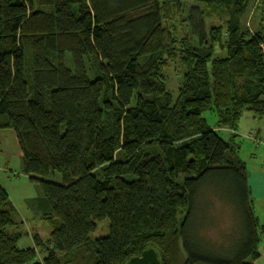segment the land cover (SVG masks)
Segmentation results:
<instances>
[{
	"label": "trees",
	"instance_id": "obj_1",
	"mask_svg": "<svg viewBox=\"0 0 264 264\" xmlns=\"http://www.w3.org/2000/svg\"><path fill=\"white\" fill-rule=\"evenodd\" d=\"M256 2L264 9V0H0V130L15 132L52 228L21 248L27 234L0 186V264L259 259L264 225L246 168L215 130L264 117V25L244 24ZM182 3L203 7L196 23ZM210 10L220 26H207ZM171 64L181 70L176 97ZM52 172L62 184L44 181ZM215 198L238 213L231 234L215 224ZM106 219L108 235L92 240Z\"/></svg>",
	"mask_w": 264,
	"mask_h": 264
},
{
	"label": "rangeland",
	"instance_id": "obj_2",
	"mask_svg": "<svg viewBox=\"0 0 264 264\" xmlns=\"http://www.w3.org/2000/svg\"><path fill=\"white\" fill-rule=\"evenodd\" d=\"M182 6L185 9L184 19L187 20L188 17L191 15L193 21L196 23L198 21L200 11L203 9V7L201 5L192 3H182ZM259 6L260 5L256 2V4H254V6L252 7L250 13L244 20L245 26L253 32L259 30L262 23L264 25V9ZM209 12L211 15H209L210 19L206 21L207 26H220L223 21L218 19L211 10ZM182 28L183 31L186 30L187 32H189L188 25H185ZM166 77L168 80L167 86L169 90L174 93V97H176L177 89L181 81V70L179 69L177 64H171L169 66V68L166 70ZM89 79L91 81L96 79V74L89 72ZM247 116L252 115L250 113H245L240 122L241 125L239 124V127L237 129V132L239 134H243L245 137H236V139L233 141L231 139V135L222 130L219 131V135L225 141L230 142L233 148H236V143L237 146L242 147L241 149L243 152L240 153L239 157H241L243 163L246 161L251 165H260L262 159H264V119L257 118L255 119V121L253 120L252 122H250L249 120H245ZM204 117L206 118L208 124L214 127V125L216 124L215 115L213 113L207 112L204 114ZM249 124L252 129L260 128L263 131V140L260 141L259 138L255 136V134H253L254 132H249ZM251 141L254 144L251 143L252 145H250ZM8 145L10 150L9 155L0 153V185L3 186V188L7 191L10 196L9 198L13 205L14 216H16V220L18 221V223H23L19 226L18 230L28 234L21 240L22 242H20L19 245L23 246L24 243L27 244V241H30L32 243L31 236L34 234H39L43 239H48L52 228L50 226L49 221L46 219V216H44V213L41 210L37 208L36 210H30L26 205V202L28 201L27 199H29L33 203L35 201L37 202L36 198L39 195V187L36 185V183L33 184L32 182H30L29 179H27L26 176L21 173V163L16 154L18 145ZM250 154H255L254 158ZM44 181H48L55 184H62L63 177L57 172H52L48 177L44 178ZM214 201L215 208L219 209V211H213L215 214V224L218 225V228L221 227L223 233L230 232L231 234V232L234 231L236 224L234 218L239 219L238 213L236 211L230 213V208L220 202L218 198H215ZM256 217L262 222H264L263 217L258 215H256ZM7 231L8 233H13V229L11 228H8ZM108 233L109 222L106 219L97 223V229L91 235V239L96 240L102 237H106ZM227 236L228 235L222 237L224 240L223 246L228 245L230 236ZM210 237L211 239H213V236L210 235ZM213 241L219 242L220 238L218 236H215ZM40 256H42V254H40Z\"/></svg>",
	"mask_w": 264,
	"mask_h": 264
},
{
	"label": "crops",
	"instance_id": "obj_3",
	"mask_svg": "<svg viewBox=\"0 0 264 264\" xmlns=\"http://www.w3.org/2000/svg\"><path fill=\"white\" fill-rule=\"evenodd\" d=\"M255 119H257V118H254L253 116H247L245 118V120H249L250 122H252L253 120L255 121ZM259 119H264V117L259 118ZM249 126H250V124H249ZM249 128H250V131H249L250 133L254 132L253 134H255V136H257L260 141L263 140L262 139L263 131L260 128L252 129L251 126ZM215 130H217L218 132L222 130L224 132L229 133L230 135L235 134L236 137H239V138L245 137L243 134H239L237 132L238 130L237 131H231V130H228V129H218V128H215ZM251 143L254 144L251 141L250 145H252ZM8 144H13V146H14V144L18 145V149L16 151V154H17V157H18V159L20 160V163H21V173L24 176H26L24 174V171H23V153H22V151H21V149L19 147L18 140H17L15 132L12 131V130H6V129L5 130H0V153L1 154L9 155L10 150H9V147H8L9 145ZM241 148L242 147L237 146V143H236V148L235 149H236V153L238 155V158L240 160H241V157H239L240 153L243 152ZM250 155L253 156V158L255 156V154H250ZM244 166H245L246 172H247L248 187H249V190H250L251 197L253 199L254 213H255V215H258V216H261V217L264 218V159H262L260 165H251V164H249V163H247L245 161L244 162ZM26 178L29 179L30 182H32L30 177L26 176ZM32 183L34 184V182H32ZM0 186L2 187L3 190H5L2 185H0ZM6 193H7V191H6ZM27 200H26L27 202L26 201L25 202H26V205H27L28 209H30V210H34L35 209L36 210V208H37V209L41 210L44 213V216L48 215L49 207H48V204H47L46 200L44 199L41 191H39V195L36 198L37 202L35 201L33 203L29 199H27ZM259 221H260V223L262 225H264V222H262L260 219H259ZM25 234H27V233H25ZM37 235H39V234H37ZM31 238H32V240H31L32 243L30 241H27V244L24 243L23 246H21V245H19V246L21 248H34L35 245H34V242H33V235L31 236ZM259 253H260V257H259V259H257L254 262V264H264V243H261V245L259 246Z\"/></svg>",
	"mask_w": 264,
	"mask_h": 264
},
{
	"label": "built area",
	"instance_id": "obj_4",
	"mask_svg": "<svg viewBox=\"0 0 264 264\" xmlns=\"http://www.w3.org/2000/svg\"><path fill=\"white\" fill-rule=\"evenodd\" d=\"M250 137V136H249ZM255 139V138H254Z\"/></svg>",
	"mask_w": 264,
	"mask_h": 264
}]
</instances>
